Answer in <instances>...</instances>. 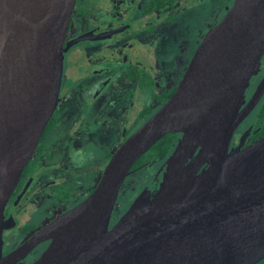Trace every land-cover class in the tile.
Segmentation results:
<instances>
[{"label":"water","instance_id":"water-1","mask_svg":"<svg viewBox=\"0 0 264 264\" xmlns=\"http://www.w3.org/2000/svg\"><path fill=\"white\" fill-rule=\"evenodd\" d=\"M76 0H0V264H258L264 259V137L230 150L264 55V0H234L175 92L113 153L83 201L3 254L6 205L54 114ZM181 132L160 186L111 227L137 160ZM194 156V159L191 160ZM22 264V263H19Z\"/></svg>","mask_w":264,"mask_h":264},{"label":"flooded vegetation","instance_id":"flooded-vegetation-1","mask_svg":"<svg viewBox=\"0 0 264 264\" xmlns=\"http://www.w3.org/2000/svg\"><path fill=\"white\" fill-rule=\"evenodd\" d=\"M233 2L76 0L63 43L66 49L57 108L5 208V218L11 227L3 232L4 255L27 243L57 216L89 196L113 153L172 96L183 78L171 85L170 57L177 53V28L181 24L190 26L196 17L201 23L198 48ZM167 41L173 44L169 46ZM165 69L169 70L167 78L162 76ZM241 109L245 116L232 135L230 150L244 148L264 137V55L250 79ZM175 133L172 152L183 136L181 132ZM167 159L147 160L143 166L131 170L125 182L139 177V181H133L132 192L144 178H140L143 173L147 181L140 190H156ZM124 184L111 227L141 192L127 195L130 203L123 210ZM33 189L44 196L30 202L27 211L21 210ZM45 195L52 200L49 217L38 225L20 221L41 210L47 202L39 205ZM24 215L27 218L21 217ZM50 242L47 239L36 243L17 264H32Z\"/></svg>","mask_w":264,"mask_h":264},{"label":"rangeland","instance_id":"rangeland-1","mask_svg":"<svg viewBox=\"0 0 264 264\" xmlns=\"http://www.w3.org/2000/svg\"><path fill=\"white\" fill-rule=\"evenodd\" d=\"M231 1H233V0H229V2H231ZM191 22H192V24L190 26H188V25L185 26V24H181L177 28V31H176L177 44L175 43V46H176L175 51L177 53L173 54V56L170 57L171 64H172L171 73H173V80L171 81L172 86L179 83V81L183 77L184 72H185V66L187 67V65L189 64V62H190V60H191V58H192V56H193V54L197 48L198 43L201 40V38L199 36V30H200L199 25H201V23L197 22L196 17ZM191 26H192V28L190 31ZM172 44H173V42L167 41V45L171 46ZM168 74H169L168 69L163 70V73H162L163 77L167 78ZM149 169H150V167L147 168V170H149ZM140 178H143V179L142 180L140 179L141 181L139 182V185H138L137 189L134 191V193L132 192L133 190L131 189V186H133V181L134 182L139 181V177H137L136 179H134V177H133L132 181L129 179L125 182L123 192H122V198H121L123 201V203H122L123 204L122 207H124L123 210L130 203V200L128 198L129 196H127V195H129L131 193L136 194L138 191H141L140 189L143 188L145 179L147 181V176L145 173L141 174ZM30 192H31V196H30L31 198L25 203V206L22 207L21 210L23 208H26V211H27V209L31 206L30 202H32L35 198L44 196V194H41L40 190H38V189H35V190L33 189ZM137 196H138V193H137ZM48 198L49 197L45 195V197L41 199L39 205H43L46 201L47 202L42 206L40 211L37 210L35 216L33 215L32 217H29L28 219H26L24 221L23 220H20V221L25 222V223L27 222L28 224L31 223L34 225H38L39 223L42 222V220L47 219L49 217L48 209L52 206L51 205L52 200L51 199L49 200ZM120 203H121V201H120ZM36 204H35V206H36ZM21 217L27 218V216H25V215L21 216ZM33 227H35V226H33ZM261 264H264V261Z\"/></svg>","mask_w":264,"mask_h":264},{"label":"trees","instance_id":"trees-1","mask_svg":"<svg viewBox=\"0 0 264 264\" xmlns=\"http://www.w3.org/2000/svg\"><path fill=\"white\" fill-rule=\"evenodd\" d=\"M177 133L169 132L161 138L147 153L141 156L134 164L133 169L143 166L147 160L162 162L171 154L175 143ZM262 260L259 264H261Z\"/></svg>","mask_w":264,"mask_h":264}]
</instances>
